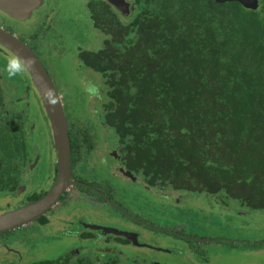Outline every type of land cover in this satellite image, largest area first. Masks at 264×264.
<instances>
[{"label":"trees","instance_id":"16d2710c","mask_svg":"<svg viewBox=\"0 0 264 264\" xmlns=\"http://www.w3.org/2000/svg\"><path fill=\"white\" fill-rule=\"evenodd\" d=\"M126 1L124 15L105 0H87L105 40L77 53L102 77L100 122L116 140L122 170L160 191H203L222 204L234 198L264 209V0L255 9L235 1ZM12 105L11 113L0 105V193L15 189L31 158L29 124ZM68 138L72 167L82 146L87 153L94 143L87 131L70 129Z\"/></svg>","mask_w":264,"mask_h":264},{"label":"rangeland","instance_id":"374dc122","mask_svg":"<svg viewBox=\"0 0 264 264\" xmlns=\"http://www.w3.org/2000/svg\"><path fill=\"white\" fill-rule=\"evenodd\" d=\"M86 2L41 0L23 18L12 17L0 9V29L25 43L38 57L55 87L68 129L79 136L86 131L90 134L94 146L87 153L82 146L83 152L71 172L111 197L114 205L95 201L94 192L69 184L64 191L65 199L44 214L47 223L30 221L10 229L0 239L8 243L0 249V260L6 251L18 254L19 260L37 262L78 251L90 258L101 253L97 257L100 260L134 251L159 260L158 264H264V209L245 207L234 198H225L222 204L215 201L216 195L203 191L169 188L160 191L146 187L140 176L132 180L120 172L116 140L100 122V104L104 100L102 77L85 68L78 59L79 51L99 50L105 40V35L92 26ZM11 55L0 45L1 92L7 106L13 107L16 103L21 107L19 113L26 114L31 126L32 153L37 160L28 163L22 177L23 190L0 198V217L27 205L23 199L30 193L47 192L56 174V152L46 110L28 73L8 78L4 69ZM90 82L99 87L98 97H90L85 91ZM28 85L30 90L24 93ZM139 218L183 231L196 240L185 241L157 230L150 231L132 221ZM87 223L132 228L144 242L168 247L173 252L104 244L101 238L81 241L65 236L64 233L75 231L87 233L84 229ZM109 251L113 254L103 253Z\"/></svg>","mask_w":264,"mask_h":264},{"label":"water","instance_id":"95a60500","mask_svg":"<svg viewBox=\"0 0 264 264\" xmlns=\"http://www.w3.org/2000/svg\"><path fill=\"white\" fill-rule=\"evenodd\" d=\"M119 12L126 15L129 12V3L126 0H105ZM217 2L235 1L245 8L255 9L257 0H216ZM41 0H0V9L15 18H23L27 16L32 8H34ZM0 45L9 52L17 53L23 57H30L33 60L32 69L27 72L35 86L47 116L53 133L54 149L56 152V176L51 188L34 203L27 204L13 212L0 217V232L18 227L35 220L45 210H47L59 196L66 190L69 184L90 187V185L80 182L71 177L70 170V147L68 138V126L63 115L61 104L59 102L57 92L49 77V74L41 64L38 57L33 51L22 41L0 29ZM52 90L57 98L55 106L48 104L44 98V92ZM120 172L133 180L128 171L120 168ZM195 239V238H191Z\"/></svg>","mask_w":264,"mask_h":264},{"label":"flooded vegetation","instance_id":"af4514ba","mask_svg":"<svg viewBox=\"0 0 264 264\" xmlns=\"http://www.w3.org/2000/svg\"><path fill=\"white\" fill-rule=\"evenodd\" d=\"M34 53V52H33ZM0 90H1V85H0ZM2 97V96H1ZM2 99H4V97H2ZM8 103L7 101H1L0 102V105H4V109L1 110V112H4L6 113L7 111H9V113L11 112H15L16 109L13 108V107H9L7 106L5 103ZM16 106H18V104H16ZM18 114L20 115V113L18 112ZM17 115V114H16ZM25 116V119L24 121L26 122V125L29 124V120L27 119V116L26 114L23 115ZM7 117H5L6 119ZM29 130H30V133H29V142L28 144L30 145L31 149V158L29 159L28 163L29 162H36L37 158L35 157V155L32 153V145L30 144V140H31V126L29 125ZM70 129H68L69 131ZM28 163L23 167L22 171L20 172L19 174V183L18 185L15 187V189L13 190H9V191H5V192H1L0 193V198L2 197H5V196H8V195H11V194H17L20 192V190H23V185H22V177L25 173V170L27 171V168H28ZM72 167H70V170H71ZM56 176V174H55ZM71 177L80 181V182H83V183H86L88 185L91 186L90 187H85L86 189L92 191L95 193L94 197H95V201H102L103 203H110L112 207L114 204H113V201L111 199V197L107 196V195H103L102 192L93 184H91V182H86L85 180H83L82 178L78 177L77 175L75 176L74 174H72L71 172ZM76 186H81V185H76ZM84 187V186H83ZM67 189V188H66ZM66 191V190H65ZM46 192H32L30 193L29 195H27L24 199H23V204H31V203H34L36 202L37 200L41 199L40 197L43 196ZM64 192L59 196V198L57 199L56 202H54L49 208H51L53 205L57 204L58 202L64 200ZM39 195V196H38ZM37 196V197H35ZM35 197V198H34ZM101 198V199H99ZM3 199V198H2ZM215 201H219L218 199H215ZM23 204H20V205H23ZM49 208L47 210H45L41 215H39L34 221L41 224L40 222V218L43 217L45 218L44 214L49 211ZM115 208H117L115 206ZM97 209V208H96ZM123 212V211H122ZM124 214V212H123ZM127 216V214H126ZM130 217V215L128 216ZM46 219V218H45ZM133 222H137V223H140L144 226V228H147L148 230L150 231H154V230H157L159 232H162V233H165L167 235H170V236H174L175 238H183L185 241L186 239L187 240H190L191 239V236H188L187 234H185L183 231H175V230H172L170 228H164V227H161V226H157V225H153V224H150V222H147L145 221L143 218L142 219H133L132 220ZM45 224V223H44ZM44 224H41V225H44ZM88 224V223H87ZM99 223H96V224H88V225H85L86 228H84L85 230H88V232H80V233H77L76 231L75 232H72V233H64L66 237H75V238H78L79 240H90V239H96V238H101L102 242L104 244H107V243H113V244H118V245H127V246H131V247H144V248H149V250H154V251H168V252H173V250H169L170 248H160L158 244H150V243H147L146 241L144 242L139 233L132 229V228H129V227H126V226H115V225H108V226H105L104 225H98ZM83 223L81 224V226L83 227ZM22 226V225H20ZM18 226V227H20ZM80 225L78 226L79 228H82ZM18 227H15V228H18ZM15 228H12V229H15ZM110 228H115L117 229V231L121 234H115L113 232L110 231ZM10 231L9 230H6V231H3V232H0V239L2 237L5 236V234ZM76 233L78 234L77 237H76ZM80 234H90L89 237H79ZM199 240L202 241V239L204 238H198ZM191 240H196L195 239H191ZM60 241V240H59ZM8 243L5 242L4 240H0V249H3L5 247H7ZM72 251H75L74 249ZM82 252L78 251V253L76 254H70L67 253L66 254H63L61 255L60 257H62L61 259V264H72V261H70L71 258L74 257V259L76 258H82V259H90L89 261H92L94 264H103L104 262L106 261H109V262H113L115 264H142L141 261H145L146 264H158L159 263V260L155 259V258H149L147 257L146 255L144 254H140L138 252H131L129 255H120V256H115V257H112V255H108L105 256L106 258L104 259H98L97 257L101 254V253H97L96 256L94 258H90V256H87V255H82L81 254ZM103 253H112L113 252H103ZM5 254V257L3 259L0 260V264H30L32 263L31 260H19V255L18 254H12V252L10 251H6ZM9 255H12L13 257H10ZM133 255V256H132ZM59 257V258H60ZM57 258V259H59ZM5 259V260H4ZM48 260H52V259H47L46 261ZM56 260V259H54ZM84 263H87L88 260H83ZM161 264H164V263H161Z\"/></svg>","mask_w":264,"mask_h":264},{"label":"clouds","instance_id":"9594fccd","mask_svg":"<svg viewBox=\"0 0 264 264\" xmlns=\"http://www.w3.org/2000/svg\"><path fill=\"white\" fill-rule=\"evenodd\" d=\"M33 63L34 62L30 57H23L17 53H13L8 57L4 71L7 73L9 79L23 76L25 73L31 71ZM85 91L90 97H98L100 95L99 87L91 82L88 84ZM44 98L47 100L48 104L52 106H55L58 102L52 90H46L44 92Z\"/></svg>","mask_w":264,"mask_h":264}]
</instances>
